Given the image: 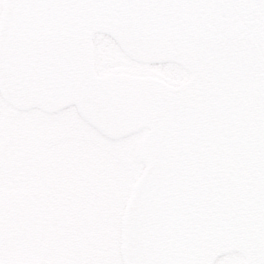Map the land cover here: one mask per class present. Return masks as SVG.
I'll return each instance as SVG.
<instances>
[{
  "label": "water",
  "instance_id": "obj_1",
  "mask_svg": "<svg viewBox=\"0 0 264 264\" xmlns=\"http://www.w3.org/2000/svg\"><path fill=\"white\" fill-rule=\"evenodd\" d=\"M99 33L190 76L98 74ZM0 92L18 109L74 106L112 139L145 130L123 264H264V0H5Z\"/></svg>",
  "mask_w": 264,
  "mask_h": 264
},
{
  "label": "flooded vegetation",
  "instance_id": "obj_2",
  "mask_svg": "<svg viewBox=\"0 0 264 264\" xmlns=\"http://www.w3.org/2000/svg\"><path fill=\"white\" fill-rule=\"evenodd\" d=\"M4 1L0 0V19ZM108 39L112 40L99 33L93 37V44L96 40L106 44ZM105 57L112 56L98 59L99 70L108 67L101 64ZM94 65L97 72L95 62ZM142 76L157 77L150 74ZM0 136L8 144L7 155L0 159V222L4 221L2 216L10 213L16 223L15 228L10 229V237L21 236V226L25 220L30 226L26 233L31 235L27 247L20 248L14 258L4 259L0 264L26 261L49 264L44 258L51 253L50 236L60 216L51 209L41 216L34 200L35 193L92 192L89 199L98 208L101 198L97 201V190L107 187L111 191L119 186L113 159L122 158L129 171L136 168L134 157L124 150L119 156L120 141L125 137L112 139L105 136L85 121L74 106L53 112L40 108L18 109L7 102L0 92ZM105 145L107 151L103 154ZM134 155L142 159L141 150L134 151ZM104 175V178H111L108 182L110 186L104 184L105 181L103 183ZM2 231L0 225V236ZM118 259H115L116 264Z\"/></svg>",
  "mask_w": 264,
  "mask_h": 264
},
{
  "label": "rangeland",
  "instance_id": "obj_3",
  "mask_svg": "<svg viewBox=\"0 0 264 264\" xmlns=\"http://www.w3.org/2000/svg\"><path fill=\"white\" fill-rule=\"evenodd\" d=\"M103 56H120L121 61L118 64L107 65L106 69L99 70L98 59ZM93 58L99 74L103 73L101 71H123L134 75L150 74L173 85L182 83L190 76L187 70L175 63L160 64L133 60L124 55L114 40L110 39L106 44L97 40L94 42ZM144 133L145 130H141L120 141L121 152L119 156L124 150L130 157H134L136 168L129 171L122 158L113 159L117 167L119 186L118 188L115 186V189H111V191L107 187H101L97 190V201L101 198L98 208L89 199L93 195L92 192L76 194L64 191L63 194H49L39 191L34 194V200L41 216L48 209L59 213L60 216V220L54 226L55 229L50 236L51 253L44 258L49 264H116L115 259L118 257L117 264H123L120 253L122 213L133 181L138 179L144 168L141 157L134 155V151L140 152L141 150ZM106 151L105 145L102 153L105 154ZM7 152L8 144L0 136V159H3ZM63 164H65L64 161ZM104 177L106 175L102 178L103 183L105 181L104 184L109 185L108 182L111 178ZM11 218L12 216L8 213L4 217L2 216L4 221L0 222L3 229L0 236V263L4 259L14 258L20 248L29 245L28 240L31 237L30 234L26 233L30 229L26 220L21 226V236L19 238L10 237V229L15 228L16 225ZM243 262V255L235 252L216 259L214 264H243Z\"/></svg>",
  "mask_w": 264,
  "mask_h": 264
}]
</instances>
